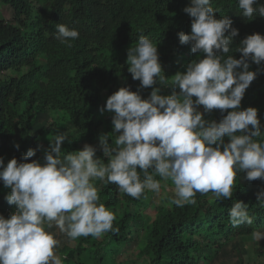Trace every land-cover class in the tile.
Instances as JSON below:
<instances>
[{
    "label": "clouds",
    "instance_id": "clouds-1",
    "mask_svg": "<svg viewBox=\"0 0 264 264\" xmlns=\"http://www.w3.org/2000/svg\"><path fill=\"white\" fill-rule=\"evenodd\" d=\"M237 6L248 20L264 17L259 0H237ZM183 11L192 18L191 31L179 32V42L190 44L198 58L185 71L166 77L157 42L140 35L128 49L126 63L139 87L152 91L142 98L129 86L112 88L117 91L99 108L101 113H113L111 143L109 134H103L98 145L85 143L64 154L62 144L71 140L66 132L57 131L43 163L28 162L37 149H29L21 162L13 157L5 164L0 157V181L10 189L5 199L15 206L12 213L9 209L0 214V264H63L66 257L55 252L59 240L53 226L72 240L117 231L116 214L100 201L96 181L115 184L140 199L146 190L160 192L161 182L155 179L159 176L174 185L169 202L183 207L196 204L197 193L231 199L241 172L249 181L264 180V125L256 107H240L251 82L264 71V34L242 39L234 50L240 58H235L229 53L239 30L232 27L230 17H216L219 10L212 0H190ZM56 29L55 38L62 44L71 46L70 41L79 37L64 24ZM249 61L258 66L256 70L250 69ZM169 85L179 91L162 95L161 89ZM216 109L222 114L219 121L205 119V113ZM98 150L106 161L96 155ZM256 200L264 205V190ZM229 220L234 227L254 223L248 204L241 200L233 203ZM253 235L257 241L264 238L262 232Z\"/></svg>",
    "mask_w": 264,
    "mask_h": 264
},
{
    "label": "trees",
    "instance_id": "trees-1",
    "mask_svg": "<svg viewBox=\"0 0 264 264\" xmlns=\"http://www.w3.org/2000/svg\"><path fill=\"white\" fill-rule=\"evenodd\" d=\"M259 3L264 4V0ZM189 4L190 0H0V10L9 7L12 11L11 16L0 15V157L5 164L13 157L21 162L29 149L38 151L28 162L39 159L43 163L40 149L43 146L47 150L50 141L40 142L32 131L45 114L55 115L47 126L51 140L57 131L66 132L71 140L63 142L64 154L82 149L85 143L93 144L103 134H109L111 143L112 119L100 116L99 108L117 91L112 88L129 86L142 98L152 91L139 87L140 81L132 79L126 63L128 49L135 46L140 35L157 42L166 77L185 71V66L198 58L190 44H180L177 35L191 31L192 18L183 11ZM212 6L219 10L217 18L230 17L232 27L239 30L229 54L240 58L235 47L247 35L264 34V17L255 15L248 20L239 11L237 0H212ZM57 24L79 32L71 46L55 38ZM249 64L253 71L258 67L251 61ZM173 91L179 89L169 85L161 94L171 95ZM249 106L258 109L264 125V71L242 98L241 109ZM221 118L218 109L205 113V119ZM38 144L42 146L35 148ZM96 155L104 158L102 152ZM155 179L164 181L159 176ZM261 190L264 180L249 181L241 172L231 199L217 200L211 192L197 193L194 205L158 203L151 219L141 207L147 190L136 199L117 185L102 182L100 201L115 212L113 227L117 231L99 238L78 237L76 246L61 248L60 256L66 257L63 264H141L140 260L143 264H211L227 244L236 239L251 240L254 232L264 228V205L256 200ZM9 192L0 181L2 215L15 210L5 199ZM236 200L248 204L254 217L252 225L234 227L230 223L229 211ZM141 230L137 260L124 261V249Z\"/></svg>",
    "mask_w": 264,
    "mask_h": 264
},
{
    "label": "rangeland",
    "instance_id": "rangeland-1",
    "mask_svg": "<svg viewBox=\"0 0 264 264\" xmlns=\"http://www.w3.org/2000/svg\"><path fill=\"white\" fill-rule=\"evenodd\" d=\"M0 15L11 16L12 11L8 8H2ZM104 106V105H103ZM101 106L100 109L103 107ZM100 112V116L109 117L112 119L113 113L105 111ZM35 114H33L34 116ZM52 114H45L38 119L37 124L34 126L32 134L42 141H50V132L47 126L50 124ZM37 121V120H36ZM99 140L95 141L92 145H98ZM40 154L44 156L46 148L41 147ZM97 152H102L98 150ZM97 182V181H96ZM102 185L101 181H98V189ZM174 195V185L170 181H163L161 183L160 192L157 194L153 191H148V195L142 203V209L147 216L154 218L155 209L157 204H169V199ZM51 231L55 234L59 240V246L55 249L57 255L60 256V250L64 245L70 247L76 246L74 240L67 237L66 234L61 233L58 228L53 226ZM257 232L264 233V228L258 229ZM143 236V230L139 232V237L132 243L128 249H124L123 260L135 261L138 258V245L141 242ZM139 263L143 264L144 261L140 260ZM211 264H264V238L257 241L254 237L251 240L236 239L227 244L222 254H220Z\"/></svg>",
    "mask_w": 264,
    "mask_h": 264
}]
</instances>
